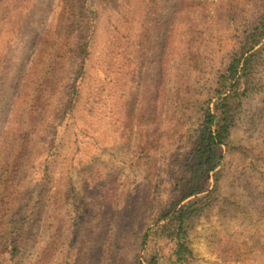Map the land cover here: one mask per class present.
<instances>
[{"label": "rangeland", "instance_id": "374dc122", "mask_svg": "<svg viewBox=\"0 0 264 264\" xmlns=\"http://www.w3.org/2000/svg\"><path fill=\"white\" fill-rule=\"evenodd\" d=\"M263 7L0 0V264H139L144 233L190 184L217 76ZM262 55L221 166L190 198L214 190L188 264H264Z\"/></svg>", "mask_w": 264, "mask_h": 264}, {"label": "trees", "instance_id": "16d2710c", "mask_svg": "<svg viewBox=\"0 0 264 264\" xmlns=\"http://www.w3.org/2000/svg\"><path fill=\"white\" fill-rule=\"evenodd\" d=\"M26 40V38H25ZM264 49V7L252 27L239 36L237 47L231 52L226 66L217 76L214 97L208 103L201 129L198 127L195 149L188 158L191 177L183 196L148 227L143 235L145 250L139 264H188L194 259L190 234L194 219L201 216L214 190L201 199H190L204 193L202 180L216 175L223 162V147L228 146L236 126V113L242 100L251 96L257 87L256 72ZM189 201L185 202L186 200ZM17 242L14 249H17ZM153 242L154 248L149 249ZM170 250L166 252L167 246Z\"/></svg>", "mask_w": 264, "mask_h": 264}]
</instances>
